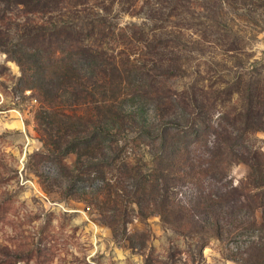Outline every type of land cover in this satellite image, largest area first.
<instances>
[{
  "label": "rangeland",
  "instance_id": "1",
  "mask_svg": "<svg viewBox=\"0 0 264 264\" xmlns=\"http://www.w3.org/2000/svg\"><path fill=\"white\" fill-rule=\"evenodd\" d=\"M82 13L109 25L95 37L120 72L111 111L76 104L78 133L36 119L48 103L0 34V264H264V0H85ZM203 122L200 139L184 132ZM164 124L197 178L152 138ZM95 128L93 149H66ZM110 154L113 168L92 167Z\"/></svg>",
  "mask_w": 264,
  "mask_h": 264
},
{
  "label": "trees",
  "instance_id": "2",
  "mask_svg": "<svg viewBox=\"0 0 264 264\" xmlns=\"http://www.w3.org/2000/svg\"><path fill=\"white\" fill-rule=\"evenodd\" d=\"M2 1L4 7L0 8V21L4 22V26H0V34L4 36L2 41L4 49L21 65L19 76L21 82L25 85L35 86L39 90L42 100L48 103V107L36 111V119L40 120L41 124L44 123V127H49L51 131L55 129L57 133L63 131L74 134L82 131L81 125L86 123L83 119L84 114L75 110V107L78 106L76 104L91 102L97 108L111 111L116 102L118 88L116 77L120 69L113 59L104 57L105 51L101 48L100 40H98L99 32H103L105 35L111 30L104 21L90 19L87 17L88 15H83L85 0H78L71 5L63 0ZM19 4L23 5L22 13L15 12L13 9L14 5ZM66 8V11L72 13L71 15L63 16L61 14L66 12L64 10ZM19 17L22 18V21L18 20ZM96 35L98 39L95 37ZM104 82L107 83L106 86ZM59 90L67 92L73 99L69 100L70 107L67 109L64 106L61 107L57 102V97L61 96ZM231 92L232 88L226 90V93ZM96 94L100 97L99 104L96 103L98 102ZM206 99V96H198L194 90L190 102L192 106H195L197 102H199L197 105L201 106L204 105L203 100ZM251 106L245 107L247 113L253 110ZM197 113L204 115L201 118L206 117L205 110L200 107L197 109ZM187 121H193V117L189 115L186 123ZM126 122L130 124L129 121ZM114 125L112 123L111 127ZM114 127L117 128V126ZM209 127V124L203 122L199 127L184 129V132L200 139L202 129ZM125 128L124 125L119 127L123 130ZM97 131L95 128L83 136H74L67 144L68 148L66 149L69 151H78V148L93 149L97 143L95 135ZM167 132L168 126L164 124L158 128L152 138L154 139L156 136L155 139L160 142L161 151L173 162H177L178 165L187 162L189 169L186 175H189L190 178H197L198 174H202L201 164L190 161L193 156L190 152L188 154L186 152L188 151L186 148L188 139L179 133L178 137L169 138ZM107 135L105 141H112V136ZM217 144L215 143L214 146ZM209 153L212 155L211 157L215 158V153L212 150ZM116 156L110 154L108 160L94 162L91 165L92 167L96 166L97 169L106 166L113 168V164L119 161ZM120 161L121 165L126 164L124 160ZM138 179L143 183L140 177ZM137 188L138 186H136Z\"/></svg>",
  "mask_w": 264,
  "mask_h": 264
}]
</instances>
